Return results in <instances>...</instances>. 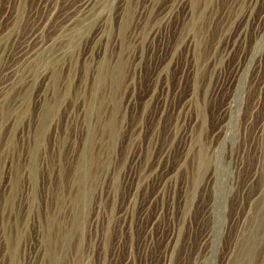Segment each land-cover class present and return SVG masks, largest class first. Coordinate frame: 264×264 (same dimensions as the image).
Returning <instances> with one entry per match:
<instances>
[{"label":"rangeland","instance_id":"1","mask_svg":"<svg viewBox=\"0 0 264 264\" xmlns=\"http://www.w3.org/2000/svg\"><path fill=\"white\" fill-rule=\"evenodd\" d=\"M33 1L0 0V264H258L264 0H132L120 35L101 0L19 57Z\"/></svg>","mask_w":264,"mask_h":264},{"label":"bare ground","instance_id":"2","mask_svg":"<svg viewBox=\"0 0 264 264\" xmlns=\"http://www.w3.org/2000/svg\"><path fill=\"white\" fill-rule=\"evenodd\" d=\"M18 2V4H17V9L15 10V12L13 11V12H11L10 11V13L9 14H7V15H5L4 16V18H3V22H7V21H10L5 27H8V28H13V26L14 25H19L20 23H21V21H23V20H32V16L34 15V13H32V11L30 10L28 13H24V11H25V0H17ZM105 1L106 0H103V2L100 0H64V3H66L67 2V4H68V6H67V9H64V11L63 12H59V11H57V10H55V8L59 5V0H34L33 1V3H34V6L35 7H37V8H35V11H37V9H41L42 10V12L43 11H45V16L43 17L42 15V17H43V19H42V21L41 20H39V26L36 28V29H34L33 31H28V32H30L25 38H24V40L25 41H23L24 43H23V46H22V48H20V50L19 51H17V53L16 54H18V56L19 57H22V56H24V55H27V54H29V51L31 50V49H33V47H35V45L37 44L38 45V42H39V27L40 26H42V24H43V22H45V21H48V19L50 18V17H52L51 19L53 20V22L56 20V21H58L59 23L61 22V24H60V26L62 25V24H64L63 26H65L66 25V27H67V25L69 26V25H73V23H77L78 24V22H81L82 20H84V17L86 18V17H88L89 15H92V13H93V11H96V8H97V10H98V5L96 6V4H98V2H102V3H100V7H99V9H101L102 11H104V13H105V7H104V5L106 4L105 3ZM185 1V0H184ZM122 2V4H121V11H120V13H119V26H118V29H117V31L119 32V35L122 33V30H124V26L131 20V18L133 17V12L130 10V6H131V3H132V0H122L121 1ZM136 2V1H135ZM176 2H178V1H176ZM251 2V1H250ZM63 3V4H64ZM154 0H145V4H144V6H146L147 4H149L148 5V7H150V6H153L154 4ZM184 3V2H183ZM111 4V3H110ZM136 4V3H135ZM134 4V5H135ZM175 3L174 2H172L171 3V7L174 5ZM177 4V3H176ZM61 6V5H60ZM96 6V8H94ZM143 6V7H144ZM7 7V6H6ZM104 7V8H103ZM171 7H170V9H171ZM19 8V9H18ZM132 8V7H131ZM133 8H135V7H133ZM174 8V7H173ZM143 9V8H142ZM145 9H148L147 7H145ZM169 9V10H170ZM100 10V11H101ZM111 10V9H110ZM133 10V9H132ZM101 11V12H102ZM108 12V11H107ZM169 12V11H168ZM167 12V13H168ZM14 13V14H13ZM111 13V12H110ZM105 14H107V13H105ZM152 14V13H151ZM172 14V13H171ZM44 15V14H43ZM98 15V14H97ZM109 15V14H108ZM154 15V14H153ZM75 16L76 17H78V18H76V22H75ZM100 16H101V14H100ZM36 17V16H35ZM40 17V16H39ZM83 17V18H82ZM93 17V16H92ZM102 17V16H101ZM164 17H165V15H164ZM1 18V17H0ZM91 18V17H90ZM99 18V17H98ZM103 18V17H102ZM162 18V17H161ZM89 19V18H88ZM88 19H85V20H87V21H89ZM96 19H97V17H96ZM52 20H51V22H52ZM72 20V21H71ZM84 20V21H85ZM94 20V19H93ZM92 20V21H93ZM170 20V19H169ZM38 21V20H37ZM86 21V22H87ZM165 21H166V19H165ZM57 22V23H58ZM86 22H84V23H86ZM91 22V21H90ZM30 23H31V21H30ZM47 23V22H46ZM49 23V22H48ZM47 23V24H48ZM82 23V22H81ZM88 23V22H87ZM93 23V22H92ZM51 24V23H50ZM80 24V23H79ZM79 24H78V26H79ZM87 25V24H86ZM59 26V27H60ZM77 26V25H76ZM76 26H74L73 28V30H70V31H67V32H69L70 33V35L69 34H67V35H69V42L70 43H72V42H76L78 39H76V38H78V36L76 35L77 34V32L79 33V31L80 30H78V28H76ZM89 25H87V27H88ZM17 27V26H16ZM153 27V26H152ZM64 28V27H63ZM84 28V27H83ZM31 29V28H30ZM104 29V28H103ZM11 30V29H10ZM9 29H8V31H10ZM64 30V29H63ZM82 30V29H81ZM5 30H3L1 33H0V40H1V38L3 37V32H4ZM7 31V32H8ZM55 31H57V30H55ZM85 31V30H84ZM91 31V30H90ZM89 31V32H90ZM10 33H12L11 31L9 32V34ZM42 33V32H41ZM59 33V32H58ZM81 33V32H80ZM104 33H105V31H104ZM55 34V33H54ZM63 34H65L66 35V33H63ZM156 34V31H153V30H150V32H149V35H150V37L151 38H153L154 36H156L155 35ZM5 35V34H4ZM79 35V34H78ZM2 36V37H1ZM17 36V35H16ZM62 36V35H61ZM14 37V36H13ZM13 37H12V39H13ZM65 37V36H64ZM120 37V36H119ZM122 38V37H121ZM15 39V38H14ZM52 39H53V37H52ZM57 39V38H56ZM15 41H16V39H15ZM57 42V41H56ZM59 42V41H58ZM65 42V41H64ZM67 42V41H66ZM40 43V42H39ZM43 44V43H42ZM42 44H40L41 46H43ZM29 45H30V47H29ZM70 45V44H69ZM19 46V45H18ZM52 46V45H51ZM58 46V45H57ZM60 46V45H59ZM29 47V48H28ZM54 47V46H53ZM39 48V47H38ZM13 49V48H12ZM4 50V49H3ZM3 50H1V51H3ZM11 50V49H10ZM35 50H36V48H35ZM51 50V49H50ZM44 51V50H43ZM42 51V52H43ZM46 51V50H45ZM49 51V50H48ZM33 53V52H32ZM40 53V52H39ZM15 54V55H16ZM31 54V53H30ZM14 55V53H10V56H13ZM28 56V55H27ZM31 56V55H30ZM36 56V55H35ZM38 57V56H37ZM14 58V57H13ZM16 59V58H15ZM31 61V60H30ZM29 62V61H28ZM23 64V63H22ZM27 64V63H26ZM8 73V72H7ZM2 74V73H1ZM14 74V73H13ZM261 251H260V253H259V256H261L260 257V261H258V264H264V246L260 249ZM250 252V251H249Z\"/></svg>","mask_w":264,"mask_h":264}]
</instances>
